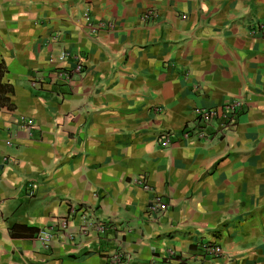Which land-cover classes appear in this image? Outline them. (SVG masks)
<instances>
[{"label": "crops", "instance_id": "obj_1", "mask_svg": "<svg viewBox=\"0 0 264 264\" xmlns=\"http://www.w3.org/2000/svg\"><path fill=\"white\" fill-rule=\"evenodd\" d=\"M0 63V264H264V0H0Z\"/></svg>", "mask_w": 264, "mask_h": 264}, {"label": "built area", "instance_id": "obj_2", "mask_svg": "<svg viewBox=\"0 0 264 264\" xmlns=\"http://www.w3.org/2000/svg\"><path fill=\"white\" fill-rule=\"evenodd\" d=\"M83 16L85 18L88 17V13L85 12L83 14ZM142 18L145 21L148 20H154L157 18V14L152 11V10H148L146 11ZM98 27L93 28L91 33L94 35L96 30ZM69 59H73L75 60L76 66H75V73L77 75H79L82 71V64L80 62V59L78 60V57H71L69 56V54L67 52H60L57 56V62L59 64H63L65 62H67ZM51 62H53V60H50ZM62 75H64L63 73L59 74V77H62ZM57 76V74H56ZM66 76V75H65ZM67 78V76H66ZM68 79V78H67ZM35 85L37 84V82L34 83ZM242 106H243V102L240 100H235L232 102H228L223 104L221 107L218 108H213V109H195L194 110V115L196 117L197 120V128H195L193 131H184L183 134V138L188 139V138H193L196 137L198 139H205V133H204V129L206 126H208L209 124H211L214 121H220L222 126L224 127H231L233 126V122L235 119V116L242 110ZM30 126H32V124H29ZM192 133V135H191ZM162 137L164 138V140H162V145L164 147L169 146L170 143V139H169V134H163ZM140 181V185L142 187L143 190L145 191H150V187L143 181V180H139ZM35 190V185L30 184L28 187V193L27 195L29 197H31L34 193ZM93 226H96V229H102L101 224H98L96 221H93ZM42 241L45 243H49L50 241V235L45 234V236L42 238ZM206 252L208 254H210L212 257L214 258H220L224 256V253L222 251V249L219 246H207L205 248ZM120 259V257L116 258V260ZM169 264H173V262H168Z\"/></svg>", "mask_w": 264, "mask_h": 264}, {"label": "trees", "instance_id": "obj_3", "mask_svg": "<svg viewBox=\"0 0 264 264\" xmlns=\"http://www.w3.org/2000/svg\"><path fill=\"white\" fill-rule=\"evenodd\" d=\"M6 72L5 67L2 63H0V81L1 78L3 77L4 73ZM13 93L12 88L8 85H2L0 82V110L5 108L7 110H11L13 107L10 104V98L9 96H11ZM19 226H14L11 229V236H14V231L16 230V228H18ZM19 228H24V227H19ZM38 232V231H37Z\"/></svg>", "mask_w": 264, "mask_h": 264}]
</instances>
